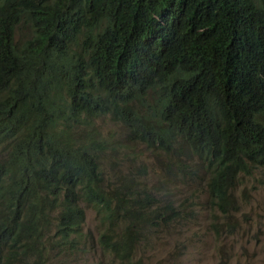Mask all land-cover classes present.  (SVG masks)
Listing matches in <instances>:
<instances>
[{
	"label": "trees",
	"instance_id": "obj_1",
	"mask_svg": "<svg viewBox=\"0 0 264 264\" xmlns=\"http://www.w3.org/2000/svg\"><path fill=\"white\" fill-rule=\"evenodd\" d=\"M103 115L127 127L119 147L162 152L154 185L136 187L145 165L110 183ZM263 166L264 0H0V264H141L146 231L190 218L186 176L227 217Z\"/></svg>",
	"mask_w": 264,
	"mask_h": 264
},
{
	"label": "rangeland",
	"instance_id": "obj_2",
	"mask_svg": "<svg viewBox=\"0 0 264 264\" xmlns=\"http://www.w3.org/2000/svg\"><path fill=\"white\" fill-rule=\"evenodd\" d=\"M90 129L94 139L102 146L108 144V147L115 148L112 154L109 149L104 153V161L100 158L102 171L111 178V184L116 183L117 177L125 182L132 168L145 165L146 174L142 176V183L136 186L141 189L144 182L149 186L154 185L162 178L163 172L168 170L163 165V158L153 155V151L162 153L155 147H145L139 142L133 150L119 147L126 144L128 129L110 115L98 118ZM180 159L188 163L183 157ZM242 177H245L243 183L239 186L238 183L234 188L236 206L224 217L208 202L203 175L194 179L186 176L175 198L184 202L190 218L167 230L161 225V232L155 236L146 231L149 240L145 244L141 243L142 251L136 259H140L141 264H264V166ZM193 189L198 193L191 194ZM84 209V229L96 234L99 227L96 210L93 207ZM211 218L217 222V230L213 226L211 228ZM127 219L141 223L139 219ZM142 227H139L140 232ZM54 255L51 253L50 256ZM79 259H87L88 264H111V257L101 256L97 252Z\"/></svg>",
	"mask_w": 264,
	"mask_h": 264
}]
</instances>
